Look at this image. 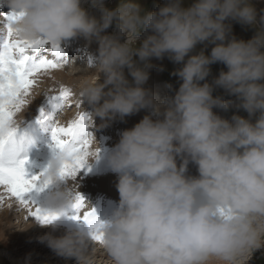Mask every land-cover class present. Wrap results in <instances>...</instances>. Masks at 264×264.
<instances>
[{"label": "clouds", "instance_id": "clouds-1", "mask_svg": "<svg viewBox=\"0 0 264 264\" xmlns=\"http://www.w3.org/2000/svg\"><path fill=\"white\" fill-rule=\"evenodd\" d=\"M0 4L16 14L17 39L60 46L82 37L98 43L96 54L86 58L96 76L78 88V101L94 127L142 109L149 112L124 129L108 153L119 201L110 216L98 217V228L99 244L112 264H247L254 252L264 250V10L258 12L252 0H193L189 6L166 0L155 11L138 0H120L115 8L106 7L105 0ZM232 21L255 28L254 36L237 38ZM113 24L115 32L107 34ZM198 44H212L210 54L204 48L195 52ZM164 56L181 65L175 75L182 82L174 95L161 98L145 84L151 58ZM217 62L227 70L208 82L210 66ZM216 88L234 96L235 107L247 117L217 114L214 108L227 111L232 102L214 96ZM94 139L99 151L88 163L99 158L100 143ZM65 158L63 152L52 155L50 187L41 204L57 217L73 208L79 192L76 181L59 174ZM190 162L198 175L188 174ZM85 207L96 215L90 202ZM54 221L42 226L55 231ZM92 231L79 223L38 240L57 256L92 264L90 252L97 243Z\"/></svg>", "mask_w": 264, "mask_h": 264}, {"label": "snow or ice", "instance_id": "snow-or-ice-1", "mask_svg": "<svg viewBox=\"0 0 264 264\" xmlns=\"http://www.w3.org/2000/svg\"><path fill=\"white\" fill-rule=\"evenodd\" d=\"M3 17L4 24L0 27V204L5 200L14 201L18 207L27 211L26 219L33 217L42 224H48L57 218V214L39 205L35 198L50 184L47 167L39 174L28 173L25 167L28 157L21 156L25 137L20 135L19 129L23 121L18 116L32 103L30 97L33 89L39 86L40 78L64 67L67 61L62 59V49L55 43L50 44L45 39H17L12 27L16 14L7 12L3 13ZM42 95L60 112L65 107H79V102L72 103V89L63 84ZM90 119L88 112H77L75 118L62 124L55 118L54 111L40 109L37 121L41 124L48 122L51 128L49 147L54 153L65 154L59 174L66 180L76 181L80 171L88 165V157L92 154L93 135L89 131ZM76 187H79L78 183ZM72 207L76 214L71 219L88 224L93 229V240L103 243L98 217L91 209L82 211L85 208V199L80 192L76 193V201Z\"/></svg>", "mask_w": 264, "mask_h": 264}, {"label": "rangeland", "instance_id": "rangeland-1", "mask_svg": "<svg viewBox=\"0 0 264 264\" xmlns=\"http://www.w3.org/2000/svg\"><path fill=\"white\" fill-rule=\"evenodd\" d=\"M119 2H120V0H105V6L108 8H115L119 5ZM138 2L142 7H145L147 10L155 11L160 6L165 4L166 0H138ZM252 2L255 5V7L257 8L258 12H260L261 10H264V0H252ZM191 3H193V0H183L184 6H189ZM84 6L86 8H88V10L92 14L99 16L98 10L91 8L89 6V4H87V3ZM7 12L8 11H4V13H7ZM3 24H4V22L2 21L0 24V27H3ZM114 32H115V24H113L112 26H110L106 30L107 34H112ZM232 32L237 38L248 40L254 36L256 29L251 27V26L242 25L239 22L232 21ZM148 34H150V33H148ZM145 35H146V33L144 31H141V33H140L141 39H143V37ZM76 38L83 40V41H79L76 44L78 47H80L79 52L72 55V53L70 52V50L72 48L67 49L65 52H64V50L62 51L63 52L62 59L67 61V63L64 65V66H67V68H66L67 74L72 75V76H77V75H75L76 72H88V71H90L89 67L83 61L86 59V55L84 54L83 49L86 48V49L90 50L92 46L91 45H89V46L84 45L85 41H86L84 38H82V37H76ZM76 38H71V39H76ZM125 38H126L125 35H121V37H120L122 42ZM137 43L139 44V41ZM63 45H64L63 47H65V44H63ZM66 46H67V44H66ZM212 47H213L212 44H208L207 47H205L204 44H198L194 51L199 52L201 48H204L205 54H210ZM48 55H49V53H48ZM49 57L51 58L50 55H49ZM76 58L79 60V62L77 64L70 65V63L73 62L74 59H76ZM134 59H138V58L134 57ZM151 63L153 65V67L149 70L150 75H149L148 81L145 84V87L150 88L154 94H156L157 96L160 95L159 97H161V98L164 96H167V95H174V92L176 90H178L180 83L182 82L180 80V78L177 75H175L176 69L181 67V65L174 63L167 56H164L162 59H157V58L153 57V58H151ZM210 68H211L210 75L206 78V80L208 82H211L212 79L215 76H217L222 69L227 70L226 66L219 63V62L212 64L210 66ZM124 71H125L126 77L129 79V81H131L132 77L129 75L127 68H125ZM92 74L94 75L92 78H95L96 74L94 72ZM101 79H103V77H101ZM58 80H61V78H58ZM201 83H203V81ZM44 84H45V82L40 81L39 86L35 87L34 91H36L39 95L42 96V99L38 102V104H40V106L42 108H44L46 111H48V108L50 109V107L49 106L47 107V105H48L47 98L45 99V96L42 95L45 92V89L43 88L44 86H42ZM64 85H67V84H64ZM79 85H80V83L73 82L72 86H70V88L72 89V91L74 93V95L72 97V103L73 104H76L77 102H79L78 101ZM54 87H55V89L59 88L58 85H55ZM157 93L158 94L160 93V94L158 95ZM213 95L214 96H217V95L222 96L226 101L232 102V103H230V107L227 111L219 109V108H214L213 110L215 112H217V114L221 115L224 118H228V119H230L234 114H238V115L247 117L248 114L245 110L237 109L235 107V99L236 98L232 95L227 94L224 91V89L216 88L213 91ZM52 109H54V108H52ZM77 112H87L85 106L83 104H81L80 102H79V107H71V108L65 107L62 112H60L59 109H56L55 118H57L59 120V122L62 124L67 123V120L69 121V120L75 118ZM67 114L70 116L72 115L73 118L72 117L67 118ZM139 116H144V114H139ZM96 123L98 125L101 123L99 118L96 119L95 124ZM92 125H93V122L90 120L89 121V126H90L89 131H91L93 134L92 135L93 139H91V144L95 145L96 149H97L98 144H97L96 140L94 139V135H95L96 136L95 138L100 143V153H99L100 159H98L94 162L95 165L93 164V162H91V166L95 170L93 172V175L95 174V172H97L95 174V176H97V178H100L98 176H101L102 173L103 174L106 173V172H104L103 169H104L106 163L108 162V159H107L108 153L118 143L120 137H119V131H117V130L124 129V127H123L124 121L117 118L105 127H94ZM48 136H51V133ZM50 143H51V139H47L45 146L48 150L50 149V147H49ZM50 155L52 156L53 154H49L47 156H50ZM103 158L105 161L103 160ZM47 163H48V160L45 163V165H47ZM98 166H99V168H98ZM101 166H103V168H101ZM195 167H196V165L194 163H191V162L189 163V165H188V174L189 175L195 176L194 173L196 175H198V172L195 170ZM96 181H98V180H96ZM94 184H96V183H94ZM93 186H95V187H93ZM78 190L85 199V205H87L88 202H90L91 205H93L95 207L97 217H99L101 220L108 217L107 215H108L109 210H111V209L113 210L119 201L118 195L111 192V190L108 191L106 188H101V186L98 184L92 185V188L91 187H85L84 185L79 184ZM0 206H2L4 209L5 207L8 206V204L3 203V204H0ZM12 207L15 209L14 214H13V218L11 221L12 226L7 224L6 221H0V224L3 225V227H6V226L9 227L10 232H15V233L18 232V233L16 234V237L13 240H11L10 242H8V241H6V243L0 242V264H76L75 260L71 261V259H73V258H64V257H60V256H57L56 258H52L53 254H55L54 252L51 253V251L45 252V250H42L41 246H39L41 243L38 240V237L42 236V234H37L38 233L37 230L40 229L38 226L35 228L34 233H36V235L34 236V238L28 237L26 234L21 235V232L24 231L26 226L32 224V219H31V217L26 219V216H25L22 220V223H21L19 218L21 215L24 214L25 209L22 207H18L14 201H12ZM89 209H90V207H85L82 211H87ZM110 213H112V212H110ZM75 214H76V210L74 208H68L65 210V214L61 215L60 219L55 220L54 223L56 225H63L64 227H66L67 225L70 224L68 218L71 219V217L74 216ZM74 221L77 224L83 223V221H76V220H74ZM41 226H42V223H41ZM66 228H65V230H66ZM11 234H10V237H11ZM44 234L45 233H43V235ZM22 239H23L24 245L18 244L19 242L22 241ZM95 245H96V247H102L98 242ZM96 247H94V248L96 249ZM46 249H49L48 246ZM14 252H16V255L18 256L17 258L25 259L26 262L25 261L24 262H22V261L14 262V258H15ZM96 258L98 260H96L94 257L90 258L91 261L93 262V264H112L110 256H109V258H107L106 256H103V258H101V256H98ZM103 259H104V261H103ZM247 264H264V250L254 252L252 254V256L250 257V259L248 260Z\"/></svg>", "mask_w": 264, "mask_h": 264}, {"label": "bare ground", "instance_id": "bare-ground-1", "mask_svg": "<svg viewBox=\"0 0 264 264\" xmlns=\"http://www.w3.org/2000/svg\"><path fill=\"white\" fill-rule=\"evenodd\" d=\"M0 6H1L0 7V24H1L2 21L4 22L3 13H4V11L8 10L9 8H8L7 5H3V4H0ZM79 41H83V40L82 39H79V38L69 39L68 41H66V42L63 43V44H65V47H63L64 46L63 44H61L60 47H61L62 51L64 50V52L67 49L72 48L70 50V52L72 53V55H74L75 53H77V52L80 51V47H78L76 45ZM66 44H67V46H66ZM84 45H86V46L91 45L92 46L90 50L89 49H86V48L83 49V52L86 55V58H87V56L89 54H92V55H95L96 54L97 49H98V43L96 41H92L91 43H88L87 41H85V44ZM49 55L51 56V52L50 51H49ZM83 61L88 66L87 59H85ZM78 62H79V60L76 58V59H74L73 62L70 63V65L77 64ZM66 68H67V66H64V67H62L60 69H57V70H54L50 74L44 75V76H42L40 78V81L45 82V84L42 85V86H44L43 88L45 89V92L48 91V90L55 89V87H54L55 85L60 86L61 84H63V85L64 84H67L66 86H69L70 87V86H72V83L73 82H75V83H81L84 79L92 78L94 76L92 74L93 71H91V70L88 71V72H76L75 75H77V76H72V75L67 74V69ZM58 78H61V80H58ZM46 98L47 97H45V99ZM30 99L32 100V103L29 105L28 109H25L23 112H21L19 114L18 119H20L21 116L24 117L23 122L21 123V125L24 126L25 129H26V131H27V137H28V140H29V142H28L29 149L31 150V147L35 143V140H37V139L41 140V143L40 144H42L44 142V139L46 137H48V135L51 133V128L48 126V122H45L44 124H41V123H39L37 121V117L39 116L40 109L42 108L40 106V104H38V102L42 99V96L39 95L33 89V95L30 97ZM47 101H48V98H47ZM48 106L50 107V109L48 108V111L49 112H53V111L56 112V109H52L53 108V104L49 103V101H48L47 107ZM139 114H144V116H145L146 114H149V112L146 109H142V110H140L137 113H134L132 115L126 116L123 119V121H124V125H123L124 129H128V128L133 127L136 123H138L144 117V116H139ZM70 117H72V115L70 116V115L67 114V118H70ZM153 118L155 119L156 117L153 116ZM124 129L117 130V131H119V137H120V133ZM94 137H96V136L94 135ZM95 150H96V146L93 145V144H91V153H94ZM90 157H91V155L88 157V159H90ZM98 159H100V158H98ZM103 160H104V158H103ZM93 164L95 165L94 162H93ZM89 168H90V170H89ZM98 168H99V166H98ZM101 168H103V166H101ZM103 170L106 173L105 174L102 173L101 176H98L100 178H97V176H95V174L97 172H95V174L93 175V172L95 170L91 166V163H88V165H86L85 168L82 169L80 171V173L78 174V176L76 178V182L78 184L84 185L85 187H91V188H92V185H97L98 184V185L101 186V188H106L108 191L111 190V192H113V193H115L116 195L119 196V193H118L117 188H116V184L118 182V176H117V174L111 170V168L108 165V162L106 163V165H105V167H104ZM195 170L197 171V167H195ZM96 180H98V181H96ZM94 183H96V184H94ZM93 187H95V186H93ZM48 190H49V188H46L43 192H41V193H39V194L36 195L35 198H36V201H37V203L39 205L42 204L44 194ZM4 203H7L8 206L5 207L4 209H3L2 206H0V221H6L7 224H9L10 226H12L11 221H12L13 214H14V210L15 209L12 206L9 207V204L12 205V201L5 200ZM25 216H27V211L26 210L24 211V214L21 215L20 218H19V220L21 221V223H22V220H23V218ZM31 219H32V224L31 225H27L26 228L24 229V231L21 232V235L26 234L28 237H31V238H34V236L36 235V233H34V231H35V228L37 226L40 228V229L37 230V232H38L37 234H42L43 235V233H49V232H51L53 235L59 236V235H62L63 234V232L65 231V228L66 227H68L70 225H73V224H77V223H75V221L73 219H69L68 218V220L70 222L69 225H67L66 227H64L63 225H57L55 231H53L52 227H50V226L43 227V226H41V222H39L38 220H36L33 217H31ZM17 233L10 232V228L9 227H7V226L6 227H3V225L0 224V242H5V243H6V241L10 242L11 240H13L16 237V234ZM10 234H11V237H10ZM18 244L24 245L23 239ZM39 246H41V249L42 250H45V252L46 251H51V253L53 252L49 247H48L49 249H46L47 248L46 243H41ZM94 247H96V245H94ZM94 247L92 248V250L90 252V258L91 257H94L96 260H98L96 258L98 256H101V258H103V256H106L107 258H109V255L106 253V251L104 250V248H102V247H96V249H95ZM14 254H15L14 262H20V261H22V262L25 261L26 262L25 259L17 258L18 256L16 255V252H14ZM56 257H57V255L56 254H53L52 258H56ZM73 260H75V258L71 259V261H73ZM103 261H104V259H103ZM92 264H93V262H92Z\"/></svg>", "mask_w": 264, "mask_h": 264}]
</instances>
